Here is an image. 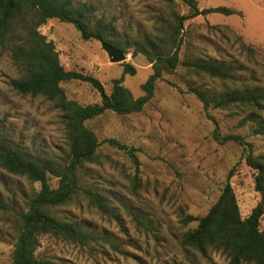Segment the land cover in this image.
Listing matches in <instances>:
<instances>
[{
  "label": "rangeland",
  "instance_id": "obj_1",
  "mask_svg": "<svg viewBox=\"0 0 264 264\" xmlns=\"http://www.w3.org/2000/svg\"><path fill=\"white\" fill-rule=\"evenodd\" d=\"M76 6L94 8L93 21L109 25L108 36L125 50L126 60L109 62L100 42L83 38L72 23L48 20L38 32L52 42L66 71L98 78L105 91L120 78L123 65L131 64L135 75L124 77L123 85L134 97L151 75L149 61L133 56L134 46L154 40L157 50L170 53L180 40L181 62L216 60L231 65L226 79H210L180 64L164 72L152 99L137 114L119 116L111 112L87 121L99 141L116 139L137 149L138 173L122 151L101 143L94 162L78 171L79 185L104 196L106 211H100L80 194L56 208L57 217L77 222L91 234L83 246L50 236L40 238L39 258L65 264H229L221 251L202 256L181 246V237L217 200L229 180L245 218L259 202L254 189V171L244 160L264 153V136L256 135L249 108L209 109L188 93L189 85L218 93L224 88L247 87L264 93V0H198L197 7H227L236 12L210 14L189 19L179 33L172 14L187 15L180 0H70ZM21 76L8 52L0 50V130L11 144L30 156L65 159L67 146L60 113L42 97L21 96L9 83ZM67 99L80 104L98 101L97 93L85 83L61 84ZM264 120V110L258 115ZM235 135L248 146L213 139ZM50 185L57 186L51 177ZM40 185L24 176L8 173L0 166V264H9L19 216ZM264 230V217L261 220Z\"/></svg>",
  "mask_w": 264,
  "mask_h": 264
},
{
  "label": "trees",
  "instance_id": "obj_2",
  "mask_svg": "<svg viewBox=\"0 0 264 264\" xmlns=\"http://www.w3.org/2000/svg\"><path fill=\"white\" fill-rule=\"evenodd\" d=\"M180 1L188 7L189 12L185 16L171 15L176 27L174 31L178 33L182 31L185 21L198 16L236 14L227 7L199 9L198 0ZM93 15V7L76 6L70 0H0V50L8 52L21 73L9 85L21 96L42 97L54 104L60 113L67 146L65 159L30 156L13 146L9 135L0 130V166L10 174L24 176L40 185L39 191L28 200L27 211L19 216V229L9 264H65L37 256L42 236L80 246L91 240V234L80 224L67 217H57L53 211L76 194L86 198L100 211H106L107 199L98 192L82 188L78 177L83 165L95 161L101 143L124 152L131 160L135 173H138L139 162L135 154L138 150L116 139L99 141L85 125L87 121L106 112L119 116L140 113L152 99L155 85L163 73L174 72L180 64L210 79L224 80L234 72L231 65L216 60L181 62L178 57L180 40L174 41L170 53L159 52L153 39L145 40L135 44L133 50V56L139 53L151 64L152 73L140 86L142 95L134 97L123 85L125 76L135 75L131 64L123 65L121 77L111 81V91L107 93L101 81L93 75L66 71L53 43L38 32V28L48 20L57 19L62 23H72L83 38L99 37L124 54L126 49L108 36L109 25L94 22ZM69 81L89 85L97 93L98 101L83 105L67 99L61 84ZM188 93L202 104L205 116L212 121L209 109H251L249 120L256 124L254 133L264 136V120L258 116L264 110V93L247 87L224 88L214 93L195 85H189ZM213 139L221 144L232 141L249 147L248 143L235 135L220 137L214 132ZM244 160L254 171V189L259 195V202L243 218L234 190L227 180L204 216L187 217L184 221L186 224L196 222V225L181 237L183 248L202 256L208 251H221L229 259V264H264V230L261 229L264 217V153L253 155L249 150ZM51 177L56 178V187L50 185Z\"/></svg>",
  "mask_w": 264,
  "mask_h": 264
},
{
  "label": "water",
  "instance_id": "obj_3",
  "mask_svg": "<svg viewBox=\"0 0 264 264\" xmlns=\"http://www.w3.org/2000/svg\"><path fill=\"white\" fill-rule=\"evenodd\" d=\"M94 38L100 42L101 48L105 52V54L107 55L109 62L115 63V64L125 62V60H126L125 54H123L121 51H119L115 47H113L109 44H106L99 37H94Z\"/></svg>",
  "mask_w": 264,
  "mask_h": 264
}]
</instances>
